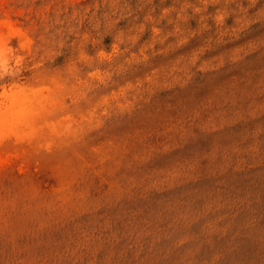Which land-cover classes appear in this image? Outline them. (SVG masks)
Masks as SVG:
<instances>
[{
	"label": "rangeland",
	"instance_id": "rangeland-1",
	"mask_svg": "<svg viewBox=\"0 0 264 264\" xmlns=\"http://www.w3.org/2000/svg\"><path fill=\"white\" fill-rule=\"evenodd\" d=\"M0 264H264V0H0Z\"/></svg>",
	"mask_w": 264,
	"mask_h": 264
}]
</instances>
